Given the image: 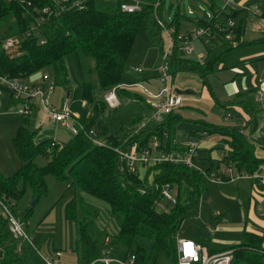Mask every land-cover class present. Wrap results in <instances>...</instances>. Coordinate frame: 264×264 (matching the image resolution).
<instances>
[{
  "label": "trees",
  "instance_id": "1",
  "mask_svg": "<svg viewBox=\"0 0 264 264\" xmlns=\"http://www.w3.org/2000/svg\"><path fill=\"white\" fill-rule=\"evenodd\" d=\"M21 1L0 0V46L5 37L20 39L17 52L6 53L0 50V76L27 81L38 72H48L56 85L60 84L66 89L69 79L64 61L73 55L80 66L81 75L83 64L87 66L88 60L94 62L93 68H86V78L81 76L82 100L91 106L94 121L108 110L105 101L95 97L94 91L97 88L102 91L116 89L118 97L124 96V93L135 99L141 97L138 93L132 91L131 94L130 90L119 86L127 71L128 60L142 23L145 22L149 37H160L161 29L148 21L154 14L153 5L143 6L141 12L126 14L119 8L122 0H91L85 9L64 13L59 18L44 23L30 37H23L32 18L26 14L27 7ZM27 1H31L36 10L47 3V0ZM158 8L156 13L162 18L158 14ZM177 12L172 23L166 24L167 28H175V35L180 33L181 19L184 18L179 15L178 9ZM224 15L226 18H235L234 14ZM260 18L264 23V11ZM217 23L214 18L209 22H199L200 26H211L219 43V50L211 55L210 64L223 62L231 52L247 45L264 46V31L258 40L240 43L244 26L239 24L233 31V41H228L223 33L214 28ZM40 40H44V43L40 44ZM233 43L236 45L233 46ZM157 44L162 51L161 38ZM178 47V43H175L169 57L170 74L173 72L174 62H180L174 59ZM93 73L96 74L95 82L87 80ZM239 99L238 96L222 105H240L243 108L249 116L243 127L203 123L207 127L204 132L207 136L219 135L227 145V152L218 165L215 166L214 161H208V166L204 165L206 174L227 165L233 166L236 171L250 174L258 173L264 168V156L257 155L258 152H264V138L252 140L241 132L247 130L251 137L259 127L262 116L252 100ZM139 121V118L133 120L132 125ZM166 125L162 123L157 127L147 126L128 136L125 142L109 137L110 144L105 147L94 145L84 132L74 135L66 146H51L52 139H42L38 131L20 127L13 139V146L22 166L11 177H5L0 172V199L10 205L12 212L22 222H29L36 204L48 195L47 178L52 177L59 184L77 189L82 196L79 221L76 200L72 199L65 206V218L76 221L77 224L76 253L80 264H102L99 259L107 249L106 238L110 240L108 247L112 256L121 261L133 256L134 264H152L159 253H164L176 264L177 239L182 238L181 224L188 216L198 215L196 196L202 191L204 175L194 169L171 163L142 164L133 171H120L114 151L116 148L123 149L132 145L139 151L151 148L154 140L157 147H161L167 136V152H182L184 146L171 144L173 132ZM102 135L105 137L106 132ZM202 137L197 135L193 138L200 140ZM38 159L45 160V163L39 165ZM223 179L227 181L226 177ZM165 184L176 189V204L168 206L165 212H158L157 203L162 200L160 189ZM100 213L105 218H117L120 221L118 229L110 232L104 226L106 222L99 224L102 218ZM263 242L261 236L243 232L241 243L229 249L233 252L232 264H264ZM17 247V242L11 237L7 219L1 213L0 264L17 263L21 259Z\"/></svg>",
  "mask_w": 264,
  "mask_h": 264
},
{
  "label": "rangeland",
  "instance_id": "2",
  "mask_svg": "<svg viewBox=\"0 0 264 264\" xmlns=\"http://www.w3.org/2000/svg\"><path fill=\"white\" fill-rule=\"evenodd\" d=\"M214 1L217 3L224 2L223 0ZM263 4L264 0H249L243 20L238 18L234 21L236 27H238L239 24L244 26L245 36L243 42L245 43H252L258 40L263 34L264 23L260 24L261 21L257 18L255 20L249 19L250 16L255 18L258 13H260V15L263 13L261 10ZM199 7H203L206 11L211 13L207 2H200L199 0H163L158 8V14L163 18L166 24L169 25L174 18H176L178 9L179 15L184 17L181 19L183 23H181L180 26V33L183 35L185 29L188 27L187 24H191L189 21H195L199 16L204 18L199 11ZM191 8L194 9L193 16L188 15V10ZM260 15L258 16L259 18ZM247 17L251 22L248 21ZM148 21L151 25H155L154 15H151L148 18ZM253 21H257V23H254ZM252 25L254 26L252 27ZM246 31L247 33L245 34ZM1 36L2 32L0 31V37ZM160 38L162 41V50H166L169 45V36L166 31L161 30L160 37L157 35V37L151 38L146 31L145 22L142 23L128 60L127 71L121 79V87L135 83L131 80L133 74L130 69L139 67L142 70H146V68L150 70L156 65H159L161 62L162 51L157 43ZM197 45H200V43L197 42L195 48ZM247 46H253L250 48L247 47L249 52H256L262 45L250 44ZM64 63L68 72V89H65L60 84L55 85L54 92L51 95V103L54 109L59 112L63 101L69 94L71 112L77 118L76 129L79 131L81 129L85 131L92 130L98 135L97 139L99 141L105 142L109 145V137H113L116 140H124L127 135L124 137L123 133L129 132L130 129H132V121L143 115H148V109L144 105H141L134 97L130 96V94H125V96L118 97L120 104L117 108H108L103 116L94 121L91 106L88 105L83 107L81 95V76L85 77L84 74H86V68H93L94 62L88 60L87 66L83 64L82 75L75 56L72 55L67 57ZM41 75L42 72L36 73L35 76H33L36 79L33 78L29 80V82L32 83L34 79L37 80ZM87 80L95 82L96 74L93 73L92 75H89ZM111 91H102L97 88L94 91V95L97 99L105 101L106 96H108ZM129 92L133 94L132 91ZM11 102L9 100L7 102L6 97L0 99V172L5 177L13 176L22 166V162L19 160L13 146V139L20 127H26L30 131H40V134L43 137L52 139L59 147L66 146L74 137L69 129L47 121L42 109L38 107V105L36 108L32 109L29 117L24 118L17 114V108L19 105L13 101ZM191 111L196 112L197 114L200 113L207 124L223 127L236 126V124H233L232 120L226 119L230 113L224 110L220 105L214 104L211 106L202 104L192 106L187 110V113H190ZM182 117H184V119L190 118L186 115ZM262 122L263 121H259V125ZM184 129L185 126H180L179 131ZM104 132H106L105 137L102 135ZM37 163L42 165L45 163V160L38 159ZM47 182L49 187L48 195L36 204L34 215L27 227V232L31 236L38 252L29 249L27 246L24 247L21 259L15 264H44L42 257L49 261L55 258L58 260L59 264L60 261L62 264H66V262L75 263L76 260L78 261L76 253L78 242L77 224L76 221H68L65 218V206L72 199L76 200L77 221H79L81 219L80 204L82 196L77 189L68 188L67 186L59 184L52 177H48ZM238 182L239 181L216 183L210 181L209 178L204 177L202 180L203 191L200 195L196 196L199 210L198 215H190L184 219L180 228V236L186 240L200 239L209 243L215 239H218L219 241L223 240L227 243L225 245L228 247L229 245L231 246L239 243L241 240L240 232L243 227V224H240V221L243 215L242 209L244 205L238 206L237 203L247 201L248 192L245 188H242L238 200L236 193ZM168 206L169 205L165 200H161L157 203L156 209L158 212H165L167 211L166 208H168ZM100 214L102 218L99 220V224H104L106 222L104 224L106 230L111 232L118 229L120 221L117 218L111 216L105 218L102 213ZM68 250L73 251L75 255H66ZM56 252L62 253L61 259L55 257ZM0 254H2L1 249ZM156 264L174 263L171 257L164 253H159Z\"/></svg>",
  "mask_w": 264,
  "mask_h": 264
},
{
  "label": "built area",
  "instance_id": "3",
  "mask_svg": "<svg viewBox=\"0 0 264 264\" xmlns=\"http://www.w3.org/2000/svg\"><path fill=\"white\" fill-rule=\"evenodd\" d=\"M9 1V0H8ZM91 0H47V3L41 6L38 10L34 9L31 1L22 0L21 2L27 7V15L32 18L30 25L25 31L23 37H30L31 34L38 32L39 27L51 19L59 18L64 13L80 11L87 7ZM108 1V0H104ZM161 0H122L119 8L121 12L126 14H134L141 12L143 6L153 5L154 7V19L155 24L161 30H165L169 36V45L166 50H162L161 62L157 66V87L155 89L149 88L146 84L141 82L131 83L125 87L119 86V88L128 89L133 92H137L144 100L145 105L151 110V114L148 120L142 121L137 124L133 134H136L141 129L145 128L150 121L159 122L162 120V116L169 115L176 111L182 105V96L179 95L171 82V74L169 68V57L171 51L178 43L179 49L186 55H190L193 51V43L197 40L211 43L215 40V35L212 33L211 26H202L197 30L189 33L175 35V28L166 27V23L160 18L156 9L160 6ZM236 0H227L222 8L217 9L215 12L209 13L204 8L199 7L201 15H203L207 21L217 18L218 15L227 13V9L230 6H235ZM188 15H194V9L188 10ZM234 21L231 18H227L226 23L222 25H215L214 28L220 33L224 34L225 40L233 41V31L235 29ZM20 39L18 37H5L1 41L0 50L6 53H14L19 49ZM44 40H40V44H43ZM206 54L201 53L197 59L199 65H203L206 61ZM135 73L141 74L143 70L141 68H133ZM262 79H259V83ZM55 82L52 76L48 73H43L39 81L30 83L29 80H22L18 78H8L6 76H0V96L5 92L11 101H15L19 105L17 108V114L23 117H28L32 109L40 107L47 119L53 121L56 124L61 125L63 128L69 129L73 135H77L80 132H84L85 135L92 141V143L99 147H105L106 143L97 139V134L90 130L80 131L76 129V116L71 112L69 103V94L63 101L60 111H56L51 103V95L55 89ZM256 100L264 104V93L258 91L256 93ZM108 107L115 109L119 106V101L116 96V89H113L111 93L105 98ZM83 107H86V103H83ZM247 130H241L242 134L252 140H258L264 138V121L259 125L256 132L249 137ZM51 146H57L52 140ZM200 148V142L198 139L191 140L184 145L182 152H164L157 150V142L154 140L153 147L138 150L133 145L129 150L121 148L114 149L117 154L119 169L135 170L140 165L148 164H160L171 163L175 165H183L189 169L199 171L212 182L222 183L224 182L223 176L212 172L210 174L205 173V169L197 164L198 150ZM225 176L227 180L233 181L235 179L249 177L251 174L244 171H236L233 166H225ZM260 181L264 183V178H260ZM143 192V191H142ZM161 199L165 200L167 204L172 207L176 204V191L170 184H165L160 189ZM0 210L2 215L7 219L9 231L13 240L17 242V252L21 255L22 246H27L38 252L37 247L32 241L31 236L27 232L28 222H22L19 217L12 212L10 205L4 200L0 199ZM106 247L102 252V257L99 262L102 264H134L135 258L130 256L126 261H121L112 256L111 249L108 247L110 240L106 238ZM42 257V255H41ZM56 257H59L56 254ZM44 264H59L55 258L51 261L42 257ZM233 252L227 250L225 252L210 254L207 249L201 244L195 243L191 240L183 238L177 239V256L176 264H232Z\"/></svg>",
  "mask_w": 264,
  "mask_h": 264
},
{
  "label": "crops",
  "instance_id": "4",
  "mask_svg": "<svg viewBox=\"0 0 264 264\" xmlns=\"http://www.w3.org/2000/svg\"><path fill=\"white\" fill-rule=\"evenodd\" d=\"M199 1L207 2L210 12H215L217 9L222 8L227 0H223L224 2L221 3H217L214 0ZM248 3L249 0H236L235 6L228 7L227 13L231 15L234 14L235 16L234 19L231 18L233 21L237 20L238 18L243 20V16L245 15L246 6L248 5ZM261 10L264 11V4L262 5ZM259 15L260 13H258L256 17L254 16L255 18L250 16L249 19L255 20L257 18L261 21L260 24H263L262 19L258 17ZM204 18L202 16H199L195 21H189L191 24H187L188 27L185 29V33L192 32L202 27L199 25V22L202 20L207 21V19ZM215 19H217L218 21L217 25L225 24L227 20L224 14L218 15ZM249 19L248 21L251 22ZM253 22L257 23V21ZM253 26L254 25H252V27ZM246 33L247 31L245 32V34ZM244 36V34L241 36L240 43L243 42ZM215 40L211 43H206L205 41L197 40L193 43L194 47L190 55H186L178 47L177 53L174 54V59L179 60L180 62H174V67L172 70L173 72L171 73V82L173 84V87L175 88V91L182 96V105L173 113L162 116L161 121H150L147 124V126L151 127H157L162 123L167 124L166 127L171 130V133L173 132L171 144H173L174 146H184L185 144H187V142L194 140V136L202 135L203 137L199 140L200 148L198 150L197 164L203 169H205L204 165H209L208 161H214V165H218L219 162L224 158L225 152H227V145L222 141L219 135L215 134L207 136L206 133H204L205 131H207V127L205 126V124H203L206 123L205 119L200 115V113L197 114L193 111L187 113L188 109H190L192 106H198L202 104L211 106L217 104L230 113V115L226 117L227 120H232L233 124H236V126L243 127L245 123L249 120V116L244 112L243 108L240 105H226V107H223L222 105L239 96L240 101H245V99L252 100L256 108H258V110L260 111V115L262 116L261 121H264V104H261L256 100V93L258 91L264 93V47L260 46L256 52H249L247 50V47L250 48L253 46L239 48L231 52L230 55L223 60V62L210 64V62L212 61L211 55L219 50V43L217 42V40ZM197 42H199L200 45H197V47L195 48V44ZM235 45L236 44H233V46ZM201 53L206 54L207 57L203 65H199L197 62V59ZM156 69L157 65L150 70L146 68V70H143L141 74H137L132 69H130L131 73L133 74V78L131 80H133V82L144 83L149 88L155 89L157 87ZM33 78L35 77L32 76L29 80ZM39 78L37 80H35V78L33 82H38ZM259 79H262L261 83H259ZM122 95L125 96V93ZM3 97H6L7 102L8 100L11 102L9 96L5 92L3 93V95L0 96V99ZM136 100L148 109V115H143L142 117H139V119L141 120L139 122L148 120L151 114V110L145 105V102L142 97H139ZM86 106L88 105L86 104ZM185 115L189 116L190 118L184 119V117L182 116ZM47 121H49L50 123H54L49 119H47ZM138 123L134 124L129 132L123 133V136L125 137V135H127L126 138L128 136H132ZM180 126H185V129L179 131ZM38 134L40 138L48 139L46 137H43L40 134V131H38ZM126 138L124 140H118L121 142H125ZM166 138L167 136L164 137L163 145L161 147H157L158 151H168L166 150ZM132 146H126L123 149L129 150V148ZM262 153L263 155H260ZM257 155L264 156V152H258ZM224 169L225 167H222L219 168V170H214L213 172H217V174L226 177ZM260 178H264V168L258 173L251 174L249 177H243L233 180L239 181L237 183L236 192L238 200L242 188H245V190L248 192L247 201H245L246 203H237L238 206L244 205L242 209L243 215L240 221V224H243V227L241 228V240L239 243L233 244L231 246L229 245L228 247L227 245H225L227 244L225 241H219L218 239L212 240L210 241V243L205 240L202 241L200 239H192L191 241L204 246L210 254L225 252L231 247L240 244L242 241L243 232L261 236L264 241V183L260 181ZM228 182L232 181L227 180L222 183ZM201 190L203 191L202 185ZM28 223H30V221ZM24 247L26 246L24 245L21 248V255L23 254L22 251ZM56 254H58L59 257H56ZM73 254L75 255V253L70 250L66 252V255L68 256H72ZM55 257L61 259L62 253L56 252ZM60 264H62L61 261ZM66 264H79V260H76L75 263L66 262Z\"/></svg>",
  "mask_w": 264,
  "mask_h": 264
},
{
  "label": "water",
  "instance_id": "5",
  "mask_svg": "<svg viewBox=\"0 0 264 264\" xmlns=\"http://www.w3.org/2000/svg\"><path fill=\"white\" fill-rule=\"evenodd\" d=\"M33 205H34V203L32 204V206ZM156 262H157V259H154L153 262H152V264H156Z\"/></svg>",
  "mask_w": 264,
  "mask_h": 264
}]
</instances>
